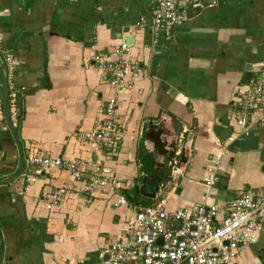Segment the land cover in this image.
Segmentation results:
<instances>
[{"label":"crops","instance_id":"0c3cea01","mask_svg":"<svg viewBox=\"0 0 264 264\" xmlns=\"http://www.w3.org/2000/svg\"><path fill=\"white\" fill-rule=\"evenodd\" d=\"M151 7L152 0H0V99L2 62L6 87L23 90L17 93L22 117L15 139L23 167L30 150L62 160L93 157L121 184L127 203L114 206V196L87 195L58 169L41 171L30 185L23 169L6 182L18 158L1 103L0 264H99L100 250L119 234L131 208L158 198L167 211L203 201L207 160L216 142L239 131L230 117L238 110L235 99L264 61V0L183 7L182 23L157 38L149 30ZM139 18L144 28L136 26ZM117 62L129 69L113 87L102 66ZM109 99L116 101L122 128L116 152L107 154L89 149L83 135L103 119ZM15 112L8 108L13 130ZM139 140L154 155L153 168L168 169L150 198L138 185ZM228 149L206 200L219 210L227 196L264 194V115ZM62 186L67 190L61 203L45 210V198ZM134 186L140 196L131 204L124 193ZM260 246L264 222L231 264H262L255 255Z\"/></svg>","mask_w":264,"mask_h":264},{"label":"built area","instance_id":"2783aa9c","mask_svg":"<svg viewBox=\"0 0 264 264\" xmlns=\"http://www.w3.org/2000/svg\"><path fill=\"white\" fill-rule=\"evenodd\" d=\"M206 1L152 0L149 30L153 37L157 38L161 32L182 23L181 8H196ZM136 26L144 28L145 20L139 18ZM5 59L10 68L12 61ZM102 68L112 78L109 85L113 87L121 85L129 69L125 62ZM22 91L10 85L7 87L9 111L14 112L15 96ZM234 104L238 110L231 113L230 117L239 131L230 134L224 142L214 144L201 178L203 201L191 207L167 211L165 199L158 198L151 205L131 208L132 216L122 222L119 234L100 250L99 264H231L237 253L255 240L264 222V194L256 198L246 193L239 194L226 202L222 210L214 204H207L206 200L218 180L222 160L229 156L228 145L236 138L247 136L251 124L261 120L264 115V61L257 66V74L246 81ZM103 109V119L94 130L84 134L83 139L89 149L102 148L107 154L115 153L122 128L115 120L116 101L107 100ZM50 169L67 172L87 195L98 192L114 196V206L127 205L119 195L121 184L110 170L88 159L62 160L30 150L22 176L26 184L30 185L41 171ZM66 190L62 186L47 196L44 209L49 211L59 205Z\"/></svg>","mask_w":264,"mask_h":264},{"label":"trees","instance_id":"16d2710c","mask_svg":"<svg viewBox=\"0 0 264 264\" xmlns=\"http://www.w3.org/2000/svg\"><path fill=\"white\" fill-rule=\"evenodd\" d=\"M16 96H15V101H14V107L16 109V112H15L16 125L13 130L15 139L17 138L18 124L22 117L21 98L20 96H17L16 98ZM6 104L7 106L10 105L8 97L6 98ZM135 158L137 161V165L139 166V172L142 174L140 179L138 177V180H140L138 185L142 184L141 192L147 193V198H150L153 194H155L156 192L160 190L162 185H164L163 183L167 180L166 172L168 171V169L163 167L160 170L157 169L158 170L157 171L156 169L153 168L154 155L144 150L141 141L137 144ZM166 163L167 161L165 162V164ZM146 181L148 183L147 186L144 185ZM144 193L143 195L146 196ZM124 196L126 197L129 203L131 204L134 203L136 198L140 196L138 187L134 186L133 193L131 194L124 193ZM152 203L149 204L146 202L144 206L151 205Z\"/></svg>","mask_w":264,"mask_h":264},{"label":"water","instance_id":"95a60500","mask_svg":"<svg viewBox=\"0 0 264 264\" xmlns=\"http://www.w3.org/2000/svg\"><path fill=\"white\" fill-rule=\"evenodd\" d=\"M1 70H2V73H3V77L1 78V103H2V107H3L4 122H5L6 126H7V128L9 129V131L11 133V136L13 137V140H14V143H15V146H16V150H17V158H18L15 172L12 174V176L10 178H8L6 180V182H12L16 178H18L21 175V173H22L23 156H22L21 150L19 149L18 144H17V142H16V140H15V138L13 136V129H12V126H11L9 118H8V106L6 104V91H7L6 79H5L6 70H5V66H4V64L2 62H1ZM244 71L248 72V66L244 67ZM109 81H112V78H110ZM93 159L94 158L92 157L91 161H93ZM40 175H42V174L40 173ZM174 175H177V171L174 172ZM3 183H4V181H0V185L3 184ZM231 200H232L231 196H227L226 197V201L227 202H230ZM105 259L106 258L104 257L103 261H105ZM262 264H264V263H262Z\"/></svg>","mask_w":264,"mask_h":264},{"label":"flooded vegetation","instance_id":"af4514ba","mask_svg":"<svg viewBox=\"0 0 264 264\" xmlns=\"http://www.w3.org/2000/svg\"><path fill=\"white\" fill-rule=\"evenodd\" d=\"M255 255L261 263H264V247L260 246Z\"/></svg>","mask_w":264,"mask_h":264}]
</instances>
